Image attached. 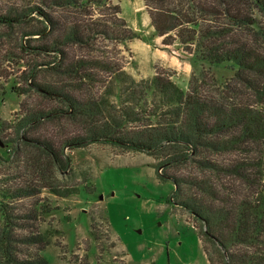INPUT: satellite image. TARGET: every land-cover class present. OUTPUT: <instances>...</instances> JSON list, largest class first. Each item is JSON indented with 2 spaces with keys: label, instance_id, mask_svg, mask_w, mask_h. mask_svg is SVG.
I'll return each instance as SVG.
<instances>
[{
  "label": "trees",
  "instance_id": "1",
  "mask_svg": "<svg viewBox=\"0 0 264 264\" xmlns=\"http://www.w3.org/2000/svg\"><path fill=\"white\" fill-rule=\"evenodd\" d=\"M143 5L160 49L232 76L216 85L201 71L186 90L162 70L133 77L120 46L140 34L112 0H0V67H24L14 92L29 100L14 123L0 122L10 131L0 161L25 169L0 183V264H47L49 239L23 227L36 212L13 203L42 188L76 194L57 175L72 169L68 151L92 143L154 160L209 264H264V0Z\"/></svg>",
  "mask_w": 264,
  "mask_h": 264
},
{
  "label": "rangeland",
  "instance_id": "2",
  "mask_svg": "<svg viewBox=\"0 0 264 264\" xmlns=\"http://www.w3.org/2000/svg\"><path fill=\"white\" fill-rule=\"evenodd\" d=\"M112 1L119 5L128 26L140 34L126 42L127 51L120 46L126 58L124 69L133 77L148 78L162 70L186 90L189 80L201 71L207 72L216 85L232 76L228 65H201L160 49L143 0ZM23 69L21 64L0 67L1 123H14L19 118L20 103L28 100L14 92L21 84ZM8 132H0V136L7 139ZM6 151L9 148L0 143V159L5 158ZM68 152L72 169L57 175V181L63 186H78L76 194L58 197L42 188L37 196L13 203L15 212H36V219L23 227L34 226L49 239L41 252L47 264H209L189 213L166 202L173 184L156 179L150 156L121 153L102 143ZM24 170L21 166L19 171ZM19 171L10 162L0 161V183L7 180L10 185V178ZM85 176H89L88 183L83 181ZM46 209L49 211L43 212ZM204 243L214 251L212 244ZM212 256L215 259L216 254Z\"/></svg>",
  "mask_w": 264,
  "mask_h": 264
},
{
  "label": "crops",
  "instance_id": "3",
  "mask_svg": "<svg viewBox=\"0 0 264 264\" xmlns=\"http://www.w3.org/2000/svg\"><path fill=\"white\" fill-rule=\"evenodd\" d=\"M152 28V27H151ZM208 261V260H207ZM209 263V262H208Z\"/></svg>",
  "mask_w": 264,
  "mask_h": 264
}]
</instances>
